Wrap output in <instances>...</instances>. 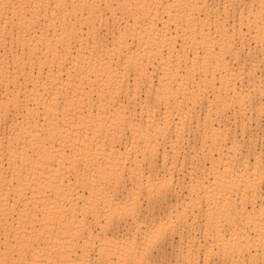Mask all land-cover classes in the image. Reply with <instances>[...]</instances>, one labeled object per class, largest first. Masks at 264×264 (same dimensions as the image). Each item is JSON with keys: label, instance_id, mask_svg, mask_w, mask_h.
Instances as JSON below:
<instances>
[{"label": "bare ground", "instance_id": "bare-ground-1", "mask_svg": "<svg viewBox=\"0 0 264 264\" xmlns=\"http://www.w3.org/2000/svg\"><path fill=\"white\" fill-rule=\"evenodd\" d=\"M0 264H264V0H0Z\"/></svg>", "mask_w": 264, "mask_h": 264}]
</instances>
